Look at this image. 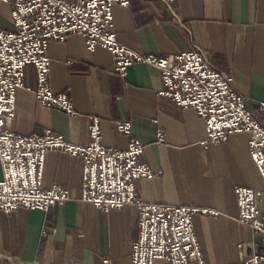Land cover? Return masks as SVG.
<instances>
[{"label": "crops", "instance_id": "obj_1", "mask_svg": "<svg viewBox=\"0 0 264 264\" xmlns=\"http://www.w3.org/2000/svg\"><path fill=\"white\" fill-rule=\"evenodd\" d=\"M173 8L175 15L157 0L113 5L116 38L135 51L161 56L197 43L247 96V107L263 117L258 104L264 102V0H176ZM47 55L50 85L54 92L69 94L74 115L35 99L36 71L26 66L23 87L15 95L13 131L42 135L51 129L73 144L86 145L89 121L97 116L101 143L124 149L129 137L115 123L128 120L132 136L145 145L141 160L152 171H162L136 182L139 197L218 210L216 216L193 217L205 264H242L240 254L258 251L259 238L257 242L250 228L237 221L234 194L237 186L264 188L245 132L204 147L205 126L196 111L157 94L162 86L158 68L136 62L120 76L112 54L101 47L88 51L80 34L50 42ZM158 126L164 130L162 143L156 140ZM44 159L42 187L59 185L68 189L69 197L62 207L47 212L24 207L0 211V259L15 264H131L136 208L95 209L80 201L82 158L50 150ZM154 264L167 262L156 259Z\"/></svg>", "mask_w": 264, "mask_h": 264}, {"label": "built area", "instance_id": "obj_2", "mask_svg": "<svg viewBox=\"0 0 264 264\" xmlns=\"http://www.w3.org/2000/svg\"><path fill=\"white\" fill-rule=\"evenodd\" d=\"M10 6L11 29L0 27V211L7 214L18 208L62 207L69 197L67 188L42 187L44 156L57 150L82 158L80 201L108 212L134 206L137 210V236L131 244V264H205L193 217L219 215L215 208L151 203L139 197L136 182L153 179L162 171H152L141 160L144 143L132 136L128 120L115 128L129 137L124 149L101 143L100 118L88 124V144H73L49 129L42 135H23L10 127L15 115L16 91L23 87L24 68L36 71L35 99L43 106L74 115L67 92H54L50 85V42L62 43L80 34L88 51L107 49L113 57L114 72L127 74L136 62L158 68L162 86L157 94L168 97L179 107L192 108L202 119L205 135L200 144L225 143L231 133L247 134L248 154L264 183V116L247 107V96L233 86L232 77L220 69L197 43L171 56L147 55L126 46L116 38L113 5L127 6L129 0H0ZM175 15L176 0H157ZM264 111V102L258 104ZM157 142H164L162 127ZM237 221L259 237V250L241 255L242 264H264L263 189L234 188ZM242 245H240L241 247ZM105 263L108 261L104 260ZM0 264H15L0 259Z\"/></svg>", "mask_w": 264, "mask_h": 264}, {"label": "rangeland", "instance_id": "obj_3", "mask_svg": "<svg viewBox=\"0 0 264 264\" xmlns=\"http://www.w3.org/2000/svg\"><path fill=\"white\" fill-rule=\"evenodd\" d=\"M10 6L6 3H3L2 1L0 2V23L3 25V28L6 29H11V21H10ZM10 25V28H9ZM8 26V27H7ZM261 204L264 207V196H261ZM257 236V235H256ZM257 238V242H258V236ZM259 250V247H258Z\"/></svg>", "mask_w": 264, "mask_h": 264}]
</instances>
